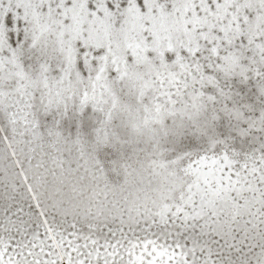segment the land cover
<instances>
[{
	"label": "snow or ice",
	"instance_id": "obj_1",
	"mask_svg": "<svg viewBox=\"0 0 264 264\" xmlns=\"http://www.w3.org/2000/svg\"><path fill=\"white\" fill-rule=\"evenodd\" d=\"M0 264H264V0H0Z\"/></svg>",
	"mask_w": 264,
	"mask_h": 264
}]
</instances>
